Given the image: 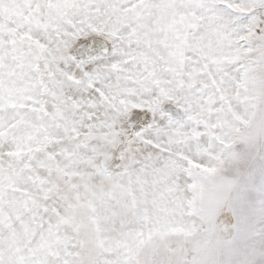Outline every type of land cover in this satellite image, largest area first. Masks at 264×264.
<instances>
[{"label": "snow or ice", "instance_id": "1", "mask_svg": "<svg viewBox=\"0 0 264 264\" xmlns=\"http://www.w3.org/2000/svg\"><path fill=\"white\" fill-rule=\"evenodd\" d=\"M0 264H264V0H0Z\"/></svg>", "mask_w": 264, "mask_h": 264}]
</instances>
